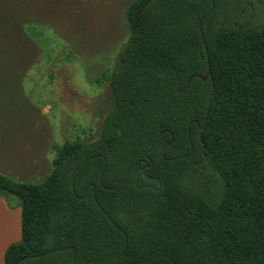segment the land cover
Here are the masks:
<instances>
[{
  "label": "trees",
  "instance_id": "obj_1",
  "mask_svg": "<svg viewBox=\"0 0 264 264\" xmlns=\"http://www.w3.org/2000/svg\"><path fill=\"white\" fill-rule=\"evenodd\" d=\"M125 18L98 139L65 141L40 184L0 175L21 205L4 264H264V0Z\"/></svg>",
  "mask_w": 264,
  "mask_h": 264
},
{
  "label": "rangeland",
  "instance_id": "obj_2",
  "mask_svg": "<svg viewBox=\"0 0 264 264\" xmlns=\"http://www.w3.org/2000/svg\"><path fill=\"white\" fill-rule=\"evenodd\" d=\"M131 1L0 0V12L33 21L24 30L42 43L47 61H56L68 82L71 80L70 87L80 93L76 97L68 94L65 116L61 114L64 107L60 98L54 96L55 87H51L53 96L45 100L51 107L47 118L55 128V148L65 141L90 143L98 139L102 120L110 110L106 77L128 39L125 9ZM53 31L62 37H56ZM40 93L44 91H34L37 100ZM58 118L61 128L56 125ZM54 150L48 154L50 161L56 157ZM26 184L39 182L30 180ZM8 197L10 201H19L14 196Z\"/></svg>",
  "mask_w": 264,
  "mask_h": 264
},
{
  "label": "crops",
  "instance_id": "obj_3",
  "mask_svg": "<svg viewBox=\"0 0 264 264\" xmlns=\"http://www.w3.org/2000/svg\"><path fill=\"white\" fill-rule=\"evenodd\" d=\"M32 22L0 12V175L18 183L36 180L40 184L56 158L50 161L49 152L55 149L57 156L59 150L55 128L47 118L51 107L45 100L53 96L51 87H55L54 96L60 98L65 116L68 94L76 97L80 93L70 87L71 80L56 61H47L42 43L24 30ZM37 90L44 91L39 100L34 95ZM60 120L55 123L59 128ZM10 198L0 196V264H4L7 248L21 241L20 201Z\"/></svg>",
  "mask_w": 264,
  "mask_h": 264
},
{
  "label": "water",
  "instance_id": "obj_4",
  "mask_svg": "<svg viewBox=\"0 0 264 264\" xmlns=\"http://www.w3.org/2000/svg\"><path fill=\"white\" fill-rule=\"evenodd\" d=\"M200 30V33H201V29ZM210 77V74L207 73L204 77H202V81H206L208 78Z\"/></svg>",
  "mask_w": 264,
  "mask_h": 264
}]
</instances>
